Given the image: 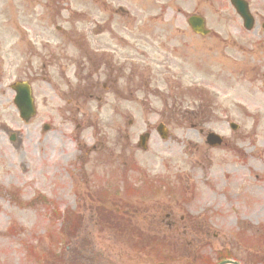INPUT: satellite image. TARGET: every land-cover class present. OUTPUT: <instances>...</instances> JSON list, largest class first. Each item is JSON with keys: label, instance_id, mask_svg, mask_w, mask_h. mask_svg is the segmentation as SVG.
Listing matches in <instances>:
<instances>
[{"label": "rangeland", "instance_id": "obj_1", "mask_svg": "<svg viewBox=\"0 0 264 264\" xmlns=\"http://www.w3.org/2000/svg\"><path fill=\"white\" fill-rule=\"evenodd\" d=\"M136 1L119 3L135 13ZM172 1L170 13L182 15L188 72L185 81L156 83L164 95L128 105L116 95L108 105L105 95L81 102L78 112L65 102L58 111L52 95L38 93V114L28 124L14 105L0 112V264H39L31 248L43 264H215L225 251L242 264H264V49L245 34L229 0ZM263 4L255 0L254 8ZM192 13L206 18L213 35L205 41L190 34ZM4 82L0 104L7 101ZM117 113H127L124 121L113 120ZM93 121L107 133L95 135ZM157 121L172 132L167 140ZM200 127L221 134L226 145L209 147ZM144 132L155 133L146 152L135 147ZM97 137L104 148L94 150ZM195 219L207 221L208 235ZM142 229L157 240L141 237ZM160 236L161 245L175 237L178 243L161 248L172 252L162 263Z\"/></svg>", "mask_w": 264, "mask_h": 264}, {"label": "flooded vegetation", "instance_id": "obj_2", "mask_svg": "<svg viewBox=\"0 0 264 264\" xmlns=\"http://www.w3.org/2000/svg\"><path fill=\"white\" fill-rule=\"evenodd\" d=\"M164 17L162 16V18ZM150 22V18L130 19L120 23V25L117 24V27H115L113 21L99 22L96 37L97 50L94 52L88 50L89 39L87 37L84 38V41H82V37H79V40H73L75 54L68 55V57L76 64V77L79 86L72 80L70 65L65 67L60 65L59 61L57 63V56L54 51L50 50V43L52 42L50 37L53 36L51 27L39 28V35L44 39L41 42L44 46V56L39 51L32 52L31 50H34L32 48L20 52L23 80H32L27 73L39 74L42 81L51 88L50 90L45 87L46 92L50 90L51 93L57 96L56 99L58 100L61 99L65 90L75 94L81 89L88 99L96 97L103 100L105 95L109 98L116 95L118 101L134 103L142 93L141 87L148 84V80L141 79L142 74L146 78L150 77V71L147 67L151 52L148 45L152 46L157 41V37L149 30ZM177 32L179 35L182 34L181 29H178ZM171 41V38H167L166 45ZM180 46L184 47L183 43ZM35 54L36 64L33 65L37 66V69L32 67L30 62L31 57ZM7 55H10V53L0 55V66H3V60ZM176 58L174 56V59ZM90 65L97 71L98 80H95L91 75L84 76L82 73L81 70H87ZM6 77L9 81L11 80L10 75H6L3 68H1L0 81H4ZM8 85L12 89L11 83ZM99 89H102L103 92L100 98L96 94ZM39 90L44 93L43 88ZM4 94L8 107L12 97L9 96L8 90H4ZM113 98L115 99L114 96ZM124 115L118 116L121 117L120 119H124ZM201 130L202 132L206 131ZM208 134L209 131L205 133V136ZM98 144L104 148L101 142H98ZM97 146L95 145L94 149Z\"/></svg>", "mask_w": 264, "mask_h": 264}, {"label": "water", "instance_id": "obj_3", "mask_svg": "<svg viewBox=\"0 0 264 264\" xmlns=\"http://www.w3.org/2000/svg\"><path fill=\"white\" fill-rule=\"evenodd\" d=\"M240 4H243L241 2H239ZM238 11L241 12V14L243 15H247V12L244 9V4L243 5H239ZM195 19V22L193 24L198 25L199 28H196L198 31H201L202 26L204 25V21L201 18H196L194 17L192 20ZM16 89L18 91L17 93V99H16V104H18V106L21 107V115L22 117L27 118L28 116V111H33V105H32V97L30 95V92L28 89H26L25 86L21 85V84H17ZM234 127V125H233ZM210 137L212 138V140L215 142V144H220L221 143V138L217 137L215 134H210ZM229 262V261H228ZM228 262L222 263V264H226Z\"/></svg>", "mask_w": 264, "mask_h": 264}]
</instances>
